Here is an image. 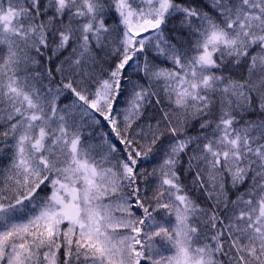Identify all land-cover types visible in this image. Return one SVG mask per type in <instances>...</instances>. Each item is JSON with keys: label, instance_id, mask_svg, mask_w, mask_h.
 Masks as SVG:
<instances>
[{"label": "snow or ice", "instance_id": "obj_1", "mask_svg": "<svg viewBox=\"0 0 264 264\" xmlns=\"http://www.w3.org/2000/svg\"><path fill=\"white\" fill-rule=\"evenodd\" d=\"M256 109L264 0H0V264H264Z\"/></svg>", "mask_w": 264, "mask_h": 264}, {"label": "trees", "instance_id": "obj_2", "mask_svg": "<svg viewBox=\"0 0 264 264\" xmlns=\"http://www.w3.org/2000/svg\"><path fill=\"white\" fill-rule=\"evenodd\" d=\"M243 69H241L240 71L235 72V75L237 77L241 76L243 74ZM253 108H256V105H253ZM264 118L262 117V115L259 113L258 109H256L255 111H249L248 113H246L245 115V119H252V120H257V119H261Z\"/></svg>", "mask_w": 264, "mask_h": 264}]
</instances>
